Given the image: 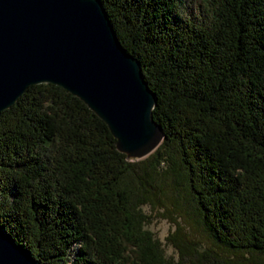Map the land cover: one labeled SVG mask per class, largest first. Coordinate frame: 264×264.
I'll use <instances>...</instances> for the list:
<instances>
[{"label": "trees", "instance_id": "1", "mask_svg": "<svg viewBox=\"0 0 264 264\" xmlns=\"http://www.w3.org/2000/svg\"><path fill=\"white\" fill-rule=\"evenodd\" d=\"M100 1L164 138L131 161L79 98L30 85L0 113V228L41 264H264V0ZM175 189L209 242L178 227L176 262L140 208Z\"/></svg>", "mask_w": 264, "mask_h": 264}, {"label": "water", "instance_id": "2", "mask_svg": "<svg viewBox=\"0 0 264 264\" xmlns=\"http://www.w3.org/2000/svg\"><path fill=\"white\" fill-rule=\"evenodd\" d=\"M42 83L85 103L126 159L146 157L164 138L155 94L100 0H0V113ZM0 264L41 263L0 228Z\"/></svg>", "mask_w": 264, "mask_h": 264}, {"label": "rangeland", "instance_id": "3", "mask_svg": "<svg viewBox=\"0 0 264 264\" xmlns=\"http://www.w3.org/2000/svg\"><path fill=\"white\" fill-rule=\"evenodd\" d=\"M149 155L139 160H143ZM168 166L169 162L164 159L156 169H158L159 172H162L165 171ZM162 176L163 175H161L158 180L161 181ZM161 183L163 184L162 186L166 188V183L163 181H161ZM178 190L183 193L181 189ZM178 190H171L169 194L166 192L165 194L169 199L162 197V200L164 201L162 203L147 201L140 205L142 212L147 216L144 228L152 232L153 238L158 240L164 256L175 262L179 260L180 255L178 249L172 244L169 237L178 227H181L191 239L199 240L203 247L209 245L204 228L200 224L199 218L191 203L187 199H184V202L181 203L180 207L177 205V202H180L181 199V192ZM185 264L191 263L186 262Z\"/></svg>", "mask_w": 264, "mask_h": 264}]
</instances>
